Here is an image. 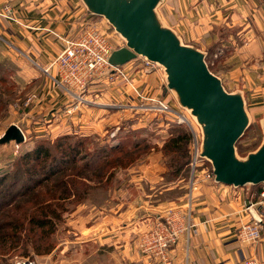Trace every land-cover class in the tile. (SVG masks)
I'll return each instance as SVG.
<instances>
[{
    "label": "crops",
    "instance_id": "0c3cea01",
    "mask_svg": "<svg viewBox=\"0 0 264 264\" xmlns=\"http://www.w3.org/2000/svg\"><path fill=\"white\" fill-rule=\"evenodd\" d=\"M7 4L14 19L0 17V78L10 79L21 93L31 88L41 91L38 103L32 106L14 104V108L10 104L14 117L6 125L17 124L26 138L29 133L48 138L81 134L102 141L111 128L129 117L120 110L110 112L112 103H120L127 96L134 98L138 89L161 94L165 100L161 88H171L168 83L164 85V71L144 61L135 65L132 59L124 66L133 85L106 80L90 83L84 90L85 102H76L56 87L51 62L63 47L60 36L80 34L92 14L98 13L86 0H0V10ZM155 12L160 24L171 29L181 43L204 53L210 70L227 91L242 94L245 105L252 102L258 107L257 114L264 116V0H158ZM23 49L32 62L23 57ZM35 113L45 118L32 124ZM38 123L39 129L33 128ZM168 126L161 128L159 141L169 137ZM160 151L148 155L146 161L115 171L103 205L105 211L93 206L81 215L79 210L91 203L85 201L83 207L69 213L72 237L41 257L42 263L59 264L67 256L68 264H164L158 258L142 256L131 239L133 233L139 238L152 226L157 212L171 210L181 221L187 214L184 199L188 182L164 181L168 169L161 164ZM247 184L228 185L216 180L197 183L192 216L197 233L189 239L188 233L181 234L170 250L171 264H245L248 260L264 264V229L256 243H242L237 236L240 223L251 217L246 201L259 196L261 189ZM176 188L182 191L181 199L170 196Z\"/></svg>",
    "mask_w": 264,
    "mask_h": 264
},
{
    "label": "trees",
    "instance_id": "16d2710c",
    "mask_svg": "<svg viewBox=\"0 0 264 264\" xmlns=\"http://www.w3.org/2000/svg\"><path fill=\"white\" fill-rule=\"evenodd\" d=\"M2 91L0 85V112L8 104ZM72 135L76 138L70 141ZM119 138L121 144L97 145L93 151L88 149L93 139L81 134L59 135L46 143L42 141L45 137L36 138L28 148L24 144L13 170H0V253L20 245L25 253L28 246L37 254L50 253L54 248L50 238L67 205L92 196L97 200L115 171L132 164L151 146L144 138ZM190 141L191 132L184 125L170 128L162 148L171 157L166 174L187 172ZM129 143L131 147H127Z\"/></svg>",
    "mask_w": 264,
    "mask_h": 264
},
{
    "label": "water",
    "instance_id": "95a60500",
    "mask_svg": "<svg viewBox=\"0 0 264 264\" xmlns=\"http://www.w3.org/2000/svg\"><path fill=\"white\" fill-rule=\"evenodd\" d=\"M125 37L126 45L114 49L110 61L122 65L143 55L165 67L168 86L183 106H188L204 129L202 154L212 162L216 180L242 186L264 182V143L248 160L236 157V143L249 126L245 100L229 92L207 65L204 53L181 43L177 35L157 20L158 0H86ZM21 142L25 134L11 124L2 142Z\"/></svg>",
    "mask_w": 264,
    "mask_h": 264
},
{
    "label": "rangeland",
    "instance_id": "374dc122",
    "mask_svg": "<svg viewBox=\"0 0 264 264\" xmlns=\"http://www.w3.org/2000/svg\"><path fill=\"white\" fill-rule=\"evenodd\" d=\"M91 19L92 20H90L88 23L89 25L91 23H93V24H97L99 27L101 26V28H103V29L105 28L106 33L109 36V38L113 44V50L115 47H117L123 43L124 44L126 43L125 37L114 27V25L106 17L100 16L99 14H92ZM85 29H86V27H84L83 30H85ZM62 49H63V47L61 48V50ZM22 54H23V57L28 58L29 61L32 62V59H30L32 57L29 55L30 56V58H29V56H28L29 53L26 50L23 49ZM133 60L135 62V65H137V64L139 65V64H142L143 61L145 63L146 58L143 55H139V57H136ZM208 60L209 59H207L205 56V61L207 63L209 62ZM125 64L121 65V69L125 74L124 76L118 77L116 75V77L111 78L109 75H106V76L102 75L99 77L98 81L106 80V81H109L111 83H115L117 81H119V82L123 81L126 84L132 83V84H130V86L133 85L134 81H133L132 76L129 72V69H127L126 66H124ZM51 66L52 67L50 69L54 68V70H53V78H54L53 81H54L56 87L58 89L64 91V92H66L67 94H69L71 96V98L73 100H75L76 102H80L83 104L85 102V100L83 98L85 91H82V92L78 91V93L81 92V94H82L81 97H79L77 94V91L74 88H71V91L68 90V88L70 89V87H72V86H69L67 83H63V84H61L62 85L61 86L60 83L58 82V80H60V77H58V70H57V66L55 64V59L51 62ZM153 66H156L158 69H161L164 71V74H165L164 77H166V78L163 77L162 79H164V85H166L168 83V75H167V72L165 70V67L162 64L159 65L157 63L154 64ZM209 68H210V65H209ZM45 71H48V70H45ZM119 75H121V74H119ZM55 79H57V80L55 81ZM98 81H94V82H98ZM94 82H91V83H94ZM0 85L3 88V91H2L3 93H1L2 97L8 103L4 107L3 111L0 112V170L1 171L2 170L3 171L8 170L10 172L11 170H13L17 158L19 157L20 153L24 149L23 145L24 144L29 145V146H25V148L31 147L34 144V142L37 141L36 138L44 137V136L38 137L37 135H39V134H33L31 136L29 133V135H27V138L25 136V139L21 142H17L15 139H11L9 141L2 142L1 137L4 135V133L6 131V127L8 126V125H6L7 124L6 122L11 117H14L13 116L14 114H12L10 111L11 110L10 104L13 103L14 108H15L14 104L19 105V106H23V107H25L28 104L29 105L31 104V106H32L33 103H38V99L40 98L41 91H39L38 89L31 88L29 91L28 90L25 91L26 90L25 89L21 93L19 90H17L16 86L14 88V84H12L10 82V79H8L7 81H4L3 83H0ZM87 88H88V85L86 86L85 90ZM160 93H163V97L165 98V100H167V103L172 108H174L175 110L181 112V114L189 121V123L178 122V116L176 115L177 113L165 112L162 110L160 111L157 108L150 109L148 106H149V103H151V100L148 98H145V97L146 96L147 97L148 96H154L156 99H159V98H161L160 96H162V95L160 94L159 96H157V95H153L149 91L145 92V90H139L138 89L134 98L131 96V98H132L131 99L130 96L129 97L127 96V98L124 101H122L120 103L114 102L111 104L113 107L109 108L110 112H113L114 110H120L122 112L129 114V117L127 116L126 118H123L120 125L114 126V128H111L109 130V132L106 133L108 136H106L105 138H101L102 141L93 139L91 142H89L88 149L90 151H93L94 148L97 147V145H105V144H109L111 146L119 145V144H121V139L119 138V135H121L123 137L124 141H127V138H128V140H134L136 138L137 139L138 138H140V139L144 138V139H146V142H148L149 145H151V146H150L148 151L143 153L132 164L137 163V162L139 163L140 161H143L151 153L153 154L155 152H158L159 148H161V149L163 148L164 139H166V138H162L161 141H159V139L161 138V135H162V132H160V131H161V128H163V125H167V124H169V126H168L169 127V135H170V128L174 127V124H182L190 132H191L190 127H194L196 129V131L198 132L200 144H202V148H203L204 137H205L204 129H203V126L198 123L197 116L192 112V109L188 106H185V108H184V106L180 105V103H181L180 97L178 95V92L174 88H171V89L168 88L167 91H165L164 88H161ZM261 94L264 95L263 92H261ZM178 100L180 101V103H178ZM251 104H252V102L247 106L245 105L247 114L249 115V126L245 130L242 137L238 140L237 145H236V157L242 161L248 160L250 154L256 152L264 143V116H259L257 114L258 107L253 106V104L252 105ZM99 106H101V104ZM71 108H72V106L67 108V110L71 111ZM262 111L264 113V108L262 109ZM39 118L44 119L45 117L43 116V114H40V115L37 113L33 114L31 116V120H32L31 123L34 124L35 119L37 120ZM126 121H128V122H126ZM165 123H167V124H165ZM39 126H40V124L38 123V124L33 125V128L34 127L38 128ZM4 128H5V130H4ZM129 134H130V136H129ZM123 135H127V137H124ZM73 138H76V136L72 135V139L70 138V141H72ZM53 139H55V138L45 137V139H43L42 141H45V143H46V142L52 141ZM192 142L193 141H192V132H191L190 143L192 144ZM130 145H131V143H129L127 145V147H131ZM240 149H242V150H240ZM192 151H193V146L190 145L191 155H192ZM160 153H162V156H161L162 166L166 167L169 170L170 167L167 164L170 163L171 157L169 155H165L163 150H162V152L160 151ZM203 156L206 159L207 156L206 155H203ZM146 160H147V158L145 159V161ZM132 164H130V165H132ZM204 165H206L209 168H211V166H213L211 160H209V159L204 161ZM189 174H190L189 169L187 170V172L181 173L178 176H175L174 174H171V172H170L166 176H164V181L168 182V181L182 180V182L183 181L188 182ZM145 179L146 178H144V180ZM113 182H114V179H113V177H111V179L109 180V183L107 185L106 190H104L103 192H99V194H97V196H96L97 200H93V196H92V198L91 197L90 198L89 197L84 198L83 200H80L78 202L71 203V204L67 205L68 208L66 211L63 212L61 222L59 223V225L56 228V231L52 234V236L50 238V242L54 245V248L57 247V245L61 241H65V240L69 239L70 237H72V233H71L72 229L68 228V218H69V213H72L75 208H77L78 206L83 207L84 202L89 201L91 203L88 205V207H86V209L85 208L80 209L79 214L82 215L84 212H87L86 210H90L93 206L97 210L105 211V206H103V205L105 204L106 200L109 197V191H110V188H111ZM261 184L262 183L254 184V185H258L260 188H262ZM147 185L148 184L146 183V187H147ZM247 185L253 187V184H251V183H249ZM176 189L177 190L173 189L172 190L173 192L170 193L171 197L179 196L180 193H182V191L180 189H178V188H176ZM174 190H175V192H174ZM14 191H15V189H14ZM96 193H97V191H96ZM175 194H177V195H175ZM180 196H179V199H181ZM258 199H259V196H256L252 199H248L247 202L249 200H253V202H256ZM184 200H185L184 204L186 205L187 201H188V189H187V192L185 194ZM195 200H196V196L194 198V201ZM125 206L127 207V204H124V208L126 209ZM185 208L187 209V205L185 206ZM91 211H90V213H91ZM169 211H171V210H168V212ZM112 212H114V211H112ZM157 214H158V212L155 213V215H157ZM159 214H163V215L167 216V210L166 211L162 210L161 212H159ZM192 214H193V212H192ZM153 221L155 223L156 217L154 218ZM179 222L181 224H184L185 220H183V221L179 220ZM130 223H132V222H130ZM135 235H138V234L133 233L132 237L131 236L130 237L133 241L136 242L137 251L140 254H142L139 251V247H138V242H139V238H140L141 234L139 235V238H138V236L136 237ZM134 237L136 240H134ZM179 238H178V240H179ZM21 247H23V245H20V246L16 247L15 249H10V251H8L6 253H0V264H15L14 262L18 258H21V257L34 260L35 262H37V264H43L41 257L46 256V255L51 253L50 252L47 254H37L33 250V248H31L30 246H28L29 249L27 248L28 253H25L24 249H20ZM142 256H145V255L142 254ZM159 261H161V260L159 259ZM58 263L59 264H68L67 256H64L61 260L58 261Z\"/></svg>",
    "mask_w": 264,
    "mask_h": 264
},
{
    "label": "built area",
    "instance_id": "2783aa9c",
    "mask_svg": "<svg viewBox=\"0 0 264 264\" xmlns=\"http://www.w3.org/2000/svg\"><path fill=\"white\" fill-rule=\"evenodd\" d=\"M12 14L13 10L9 4L5 5L4 10H0V17L8 16L14 19ZM60 38L64 44L63 49L55 58L58 77H60L58 82L60 85L67 83L72 86L68 90L71 91V88H74L79 97H81V92L85 90L89 83L98 81L102 75H109L111 78L116 77V75L118 77L125 75L121 65H115L110 61L113 44L105 28L103 29L101 26L91 23L80 34H66L61 35ZM145 58V63L149 66H153L156 63L161 65L147 57ZM78 91L81 92L78 93ZM145 98L151 100L148 106L150 109L157 108L160 111L177 113L178 122L189 123L181 112L172 108L164 99H156L154 96H146ZM190 128L193 141L190 145L193 146V151L188 164L190 174L185 223L181 224L179 217L173 211H167V216L158 213L155 223L141 233L138 242L139 251L143 255L149 258H158L165 264H171L169 253L181 234L188 233L189 239L192 233H197L196 223L192 219L194 193L197 183L204 180H216L213 166L209 168L204 165V161L209 158L206 157L205 159L202 154L203 148L202 144H200L198 132L194 127ZM261 185L259 199L256 202H253V200L246 201V209L251 213V217L249 220L241 222L238 227L237 236L242 243H256L262 236L264 229V182ZM14 263L37 264L34 260L22 257L18 258ZM245 264L254 263L248 260Z\"/></svg>",
    "mask_w": 264,
    "mask_h": 264
},
{
    "label": "bare ground",
    "instance_id": "6f19581e",
    "mask_svg": "<svg viewBox=\"0 0 264 264\" xmlns=\"http://www.w3.org/2000/svg\"><path fill=\"white\" fill-rule=\"evenodd\" d=\"M242 95V94H241Z\"/></svg>",
    "mask_w": 264,
    "mask_h": 264
}]
</instances>
